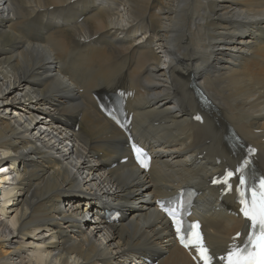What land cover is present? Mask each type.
<instances>
[{
    "label": "bare ground",
    "instance_id": "6f19581e",
    "mask_svg": "<svg viewBox=\"0 0 264 264\" xmlns=\"http://www.w3.org/2000/svg\"><path fill=\"white\" fill-rule=\"evenodd\" d=\"M116 90L155 155L147 172L97 107ZM230 132L264 174V0H0V264H195L154 204L187 185L223 253L244 224L209 185L242 156Z\"/></svg>",
    "mask_w": 264,
    "mask_h": 264
},
{
    "label": "snow or ice",
    "instance_id": "6c2138e0",
    "mask_svg": "<svg viewBox=\"0 0 264 264\" xmlns=\"http://www.w3.org/2000/svg\"><path fill=\"white\" fill-rule=\"evenodd\" d=\"M123 95L121 93V97ZM108 115L120 124L113 110L109 109ZM194 119L203 122L201 115H195ZM120 126L124 127L123 124ZM131 150L140 167L147 169L150 158L145 150L135 143L131 144ZM255 152V148L249 147L247 156L241 162L211 179V183L219 187L222 198L234 194L238 215L244 220L243 231L236 232L232 237L234 242L223 255L217 256L206 245L200 222H189L187 219L191 202L185 199L184 190L156 201L175 239L184 249L194 253L192 259L195 264H264V175L250 171L252 165L249 157Z\"/></svg>",
    "mask_w": 264,
    "mask_h": 264
},
{
    "label": "rangeland",
    "instance_id": "374dc122",
    "mask_svg": "<svg viewBox=\"0 0 264 264\" xmlns=\"http://www.w3.org/2000/svg\"><path fill=\"white\" fill-rule=\"evenodd\" d=\"M41 109H42V108H41ZM38 113H39V112H38ZM39 115H40V114H39ZM10 116H12V115H10ZM22 121H23V120H22ZM4 157H7V156L5 155ZM9 160H10V159H9ZM11 182H12V180H11ZM0 183H2V187H4V189H8V188H11V187H12V185H10V186L8 185L9 187H8V186L5 187L4 183H6V182H0ZM7 187H8V188H7ZM11 193L14 194V190H12ZM0 194H1V193H0ZM7 196H8V195L2 197L3 200L6 201L5 203L8 202V201L6 200V199H7ZM5 203H4V204H5ZM0 206H1V205H0ZM9 216H13V215H12V212L9 214ZM9 216H8V217H9ZM10 228H12V227L10 226ZM46 237H47V236H46ZM71 255H72V254H71ZM72 256H73V255H72ZM54 257H55V256H54ZM75 258H76V257H75ZM125 264H129V263H125Z\"/></svg>",
    "mask_w": 264,
    "mask_h": 264
}]
</instances>
